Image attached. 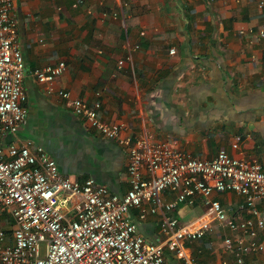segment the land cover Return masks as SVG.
Returning a JSON list of instances; mask_svg holds the SVG:
<instances>
[{"label": "crops", "instance_id": "obj_1", "mask_svg": "<svg viewBox=\"0 0 264 264\" xmlns=\"http://www.w3.org/2000/svg\"><path fill=\"white\" fill-rule=\"evenodd\" d=\"M18 42L27 74L28 114L17 132L1 140H32L54 157L63 173L88 177L125 194L130 188L128 150L77 115L57 92L69 89L89 103L101 101L99 116L123 121L128 133L169 140L199 158L225 148L259 159L264 169V5L260 0H14ZM174 48L175 52L170 49ZM65 60L67 67L49 92L31 70ZM240 136V148L233 143ZM166 199L177 201L167 190ZM230 215H240L244 197L211 194ZM264 216V202L259 203ZM204 210V196H188L166 213L180 223ZM138 231L164 243L163 213L139 219ZM0 222L13 220L0 210ZM232 231L216 222L203 238L180 251L165 245V264H264V249L236 262L221 238ZM9 235V239H10ZM264 243V229L259 232Z\"/></svg>", "mask_w": 264, "mask_h": 264}, {"label": "built area", "instance_id": "obj_2", "mask_svg": "<svg viewBox=\"0 0 264 264\" xmlns=\"http://www.w3.org/2000/svg\"><path fill=\"white\" fill-rule=\"evenodd\" d=\"M14 8V0H0V210L14 223L8 232L0 222V264H165V245L180 251L185 242L203 238L216 222L232 231L221 238V247L234 253L236 262L264 249L259 237L264 229L259 209L264 202V169L256 157L235 156L222 148L213 158H199L172 141L128 133L127 123L99 116L100 100L89 103L64 88L57 92L77 115L127 148L129 190L118 195L93 177L81 181L63 173L56 159L32 140L12 143L6 151L2 137L17 132L28 114L27 66ZM260 33L264 35V26ZM66 67V61L59 60L31 72L52 92ZM240 139L233 143L235 148H240ZM167 190L176 192L177 201L202 194L203 212L185 223L170 217L166 210L177 201L166 199ZM214 191L242 195L240 215H230L211 197ZM133 208H140L139 219L163 213L164 243L138 231L137 221L130 217Z\"/></svg>", "mask_w": 264, "mask_h": 264}, {"label": "rangeland", "instance_id": "obj_3", "mask_svg": "<svg viewBox=\"0 0 264 264\" xmlns=\"http://www.w3.org/2000/svg\"><path fill=\"white\" fill-rule=\"evenodd\" d=\"M41 251H42L41 254L44 255V253H45V247H44V244H43V247H42V250H41Z\"/></svg>", "mask_w": 264, "mask_h": 264}, {"label": "trees", "instance_id": "obj_4", "mask_svg": "<svg viewBox=\"0 0 264 264\" xmlns=\"http://www.w3.org/2000/svg\"><path fill=\"white\" fill-rule=\"evenodd\" d=\"M9 232V231H8Z\"/></svg>", "mask_w": 264, "mask_h": 264}]
</instances>
